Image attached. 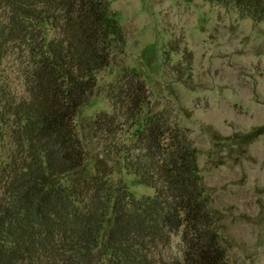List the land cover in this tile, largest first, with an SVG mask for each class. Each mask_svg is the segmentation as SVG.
<instances>
[{
  "label": "trees",
  "instance_id": "obj_1",
  "mask_svg": "<svg viewBox=\"0 0 264 264\" xmlns=\"http://www.w3.org/2000/svg\"><path fill=\"white\" fill-rule=\"evenodd\" d=\"M264 21V0H206ZM110 0H0V264H230L198 150L123 67L112 112L78 116L125 50ZM12 59L20 86L7 72ZM155 189L137 196L119 169Z\"/></svg>",
  "mask_w": 264,
  "mask_h": 264
},
{
  "label": "rangeland",
  "instance_id": "obj_2",
  "mask_svg": "<svg viewBox=\"0 0 264 264\" xmlns=\"http://www.w3.org/2000/svg\"><path fill=\"white\" fill-rule=\"evenodd\" d=\"M110 1L127 43L98 74L79 126L112 112L110 84L123 67L137 68L151 106L168 109L197 147L230 264H264V21L206 0ZM5 65L20 86L12 59ZM13 147L10 138L0 139V159ZM113 179L139 197L155 194L125 169Z\"/></svg>",
  "mask_w": 264,
  "mask_h": 264
}]
</instances>
